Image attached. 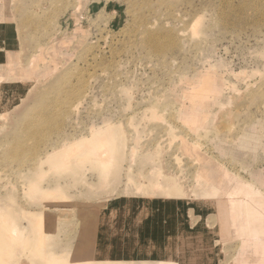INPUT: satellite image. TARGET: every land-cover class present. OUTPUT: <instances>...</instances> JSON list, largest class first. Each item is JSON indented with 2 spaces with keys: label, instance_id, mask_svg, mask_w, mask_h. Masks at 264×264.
<instances>
[{
  "label": "rangeland",
  "instance_id": "374dc122",
  "mask_svg": "<svg viewBox=\"0 0 264 264\" xmlns=\"http://www.w3.org/2000/svg\"><path fill=\"white\" fill-rule=\"evenodd\" d=\"M238 188L264 195L262 0H0V264H261Z\"/></svg>",
  "mask_w": 264,
  "mask_h": 264
},
{
  "label": "bare ground",
  "instance_id": "6f19581e",
  "mask_svg": "<svg viewBox=\"0 0 264 264\" xmlns=\"http://www.w3.org/2000/svg\"><path fill=\"white\" fill-rule=\"evenodd\" d=\"M262 3L264 4V0H262ZM225 17V16H224ZM24 30H25V28H23ZM24 35H25V32H24ZM27 35V34H26ZM25 39V38H24ZM101 130H102V128H96V129H92L91 130V136L93 137L96 133H99V134H101ZM91 136H90V138H91ZM105 136V135H104ZM103 136V137H104ZM90 138H89V140H90ZM93 139L91 138V141H92ZM100 143H101V145H102V143H104V144H106V146H107V144H110L109 146H111V147H114L115 145H114V142H108V141H104V140H102L101 141V139H100ZM101 145L99 146V144H98V146L99 147H101ZM98 146H95V147H98ZM103 149H104V147H103ZM113 149H115V148H113ZM60 153V152H59ZM59 153H57V151H55V150H53L51 153H47L46 155H45V157H43V158H40V159H38V161H35L34 162V164L32 165L33 167H32V169H36L37 167H41V163L44 161V159H50V158H63L62 157V154L60 155ZM109 163V162H108ZM111 163V162H110ZM107 164V163H106ZM30 181V180H29ZM247 188V187H246ZM246 188H238V191H240V190H243L244 192H229L228 194L230 195V194H235V193H237V195L238 194H245V201H243V199H242V203H238V202H236L237 203V208H235L236 209V211H237V214H235V216L237 217L236 218V221L240 224V225H238V223L236 224V225H238V229H241V231L240 232H242L243 233V235H240L239 234V236H243L244 237V239H245V241L246 242H244V246L245 247H247V244L246 243H248V239H249V237L252 239L253 238V240L255 241L256 239H257V237L259 236V237H262V236H260L259 235V233H258V235H257V230H258V228L256 229V226H259L260 224H261V222L262 221H259V219L261 220H264V213H262V215L260 214V210L263 212V209L262 208H260L259 206H261V197L264 199V195L263 196H261L260 198H259V194L261 193V192H258L257 191V193H259L257 196H254V193L256 192L254 189H256V188H254L253 190L255 191L253 194H251V192H246ZM248 190H250V189H248ZM258 190H259V188H258ZM250 191H252V190H250ZM260 191V190H259ZM220 193H222L221 191H219V189H216L213 193H212V196L214 197V196H216V195H218V194H220ZM223 194V193H222ZM247 194H249V195H247ZM263 194V193H262ZM256 195V194H255ZM178 196H182V195H178ZM239 196V195H238ZM237 198V197H236ZM239 200H241V199H239ZM238 201V200H237ZM264 201V200H263ZM241 202V201H240ZM231 206V205H230ZM264 206V203H263V205H262V207ZM236 207V206H235ZM232 208V207H231ZM230 209V208H229ZM260 209V210H259ZM258 210H259V212H258ZM259 214H258V213ZM230 213H231V211H230ZM256 214V215H255ZM242 215H244L245 217L247 216L248 217V219H247V224L245 225L244 224V220L242 221V220H240L241 219V217H243ZM257 215H260L259 217L257 216ZM246 217V218H247ZM257 217V218H256ZM259 218V219H258ZM232 219V218H231ZM257 219H258V221H257ZM231 221V220H230ZM240 221H242V223H240ZM259 224H258V223ZM264 222V221H263ZM262 222V223H263ZM234 224V223H233ZM232 225V224H231ZM262 225V224H261ZM260 228H262V227H260ZM256 229V230H255ZM260 230L261 229H259V231L258 232H260ZM263 230V229H262ZM261 230V231H262ZM239 233V232H238ZM248 235V236H245V235ZM211 236V235H210ZM257 236V237H256ZM197 237V236H196ZM213 237V236H212ZM215 237V236H214ZM177 238V237H176ZM180 238V243L178 244V247H177V249H175L176 250V252H177V254H180V252H181V250H183L185 247H186V244L187 243H185L186 241H188V240H186L185 239V237H179ZM193 238V237H192ZM263 239H264V236H263ZM241 240V239H240ZM257 241H259V240H257ZM256 241V242H257ZM264 240H262V242H263ZM168 242V241H167ZM261 242V241H260ZM259 242V244L261 245V244H264V243H260ZM2 243H0V245H1ZM254 244H257V243H254ZM195 245V244H194ZM241 245V244H240ZM259 245V246H260ZM258 246V247H259ZM253 247H256L257 248V246H253ZM261 247V246H260ZM0 248H1V246H0ZM193 248H195V247H193ZM249 248V247H248ZM10 249H12V252H13V248H10ZM174 248H172V250H173ZM175 250H174V252H169V253H174V254H176V252H175ZM1 252H2V249L0 250ZM260 251H262V247H261V249H260ZM259 251V252H260ZM12 252H10L9 254H8V256L9 255H14ZM206 252V251H205ZM176 254V255H177ZM196 254V253H195ZM11 255V256H12ZM10 256V257H11ZM180 256V255H179ZM14 257H16V255L14 256ZM14 257H12L11 259H13ZM236 257V256H235ZM244 258H242L241 260H239V263L238 264H247V262L246 261H244L243 260ZM140 260V263L139 264H181V260H180V258L179 257H165L164 256V258L163 257H153V256H142V258L141 259H139ZM233 260V259H232ZM198 261V260H197ZM196 261V262H197ZM20 263V262H19ZM261 264H264V254H263V258H262V261H261Z\"/></svg>",
  "mask_w": 264,
  "mask_h": 264
}]
</instances>
